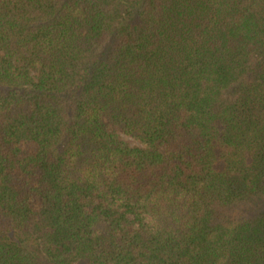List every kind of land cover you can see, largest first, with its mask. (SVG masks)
Segmentation results:
<instances>
[{"label":"trees","instance_id":"obj_1","mask_svg":"<svg viewBox=\"0 0 264 264\" xmlns=\"http://www.w3.org/2000/svg\"><path fill=\"white\" fill-rule=\"evenodd\" d=\"M0 264H264V0H0Z\"/></svg>","mask_w":264,"mask_h":264},{"label":"rangeland","instance_id":"obj_2","mask_svg":"<svg viewBox=\"0 0 264 264\" xmlns=\"http://www.w3.org/2000/svg\"><path fill=\"white\" fill-rule=\"evenodd\" d=\"M125 140L129 141L131 144H135L134 141H132V140H130V139H128V138H125Z\"/></svg>","mask_w":264,"mask_h":264}]
</instances>
